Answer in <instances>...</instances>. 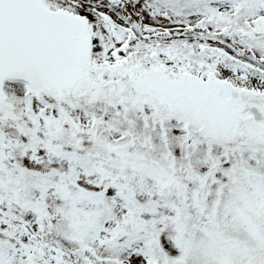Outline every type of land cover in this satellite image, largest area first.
<instances>
[{
    "label": "snow or ice",
    "instance_id": "snow-or-ice-1",
    "mask_svg": "<svg viewBox=\"0 0 264 264\" xmlns=\"http://www.w3.org/2000/svg\"><path fill=\"white\" fill-rule=\"evenodd\" d=\"M0 264H264V0H0Z\"/></svg>",
    "mask_w": 264,
    "mask_h": 264
}]
</instances>
